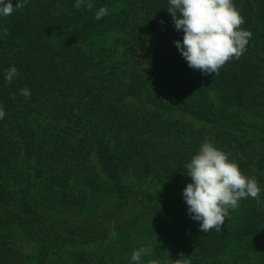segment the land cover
Segmentation results:
<instances>
[{
    "label": "trees",
    "instance_id": "1",
    "mask_svg": "<svg viewBox=\"0 0 264 264\" xmlns=\"http://www.w3.org/2000/svg\"><path fill=\"white\" fill-rule=\"evenodd\" d=\"M92 2L0 16V264H264V0H233L252 36L218 75L181 56L169 0ZM206 137L262 189L208 233L183 199Z\"/></svg>",
    "mask_w": 264,
    "mask_h": 264
},
{
    "label": "clouds",
    "instance_id": "2",
    "mask_svg": "<svg viewBox=\"0 0 264 264\" xmlns=\"http://www.w3.org/2000/svg\"><path fill=\"white\" fill-rule=\"evenodd\" d=\"M28 0H0V16H11L14 11L23 8ZM167 12L172 18L174 28L183 32L182 41L173 43L181 56L193 70H199L202 75L219 74L228 61L239 59L246 51V45L252 36L248 30L241 29L245 22L240 10L233 0H169ZM93 9L92 0H75L74 7ZM177 13L180 15L177 16ZM108 14V8L99 7L94 18L100 20ZM163 24V21H160ZM6 37L8 29L4 28ZM19 75L15 66L5 72L4 79L8 84ZM20 95L30 97L31 91L25 87L20 89ZM6 113L0 105V119ZM230 153L215 146L211 138L206 137L190 162L185 164L186 175L191 178L183 189V199L187 205V213L191 219L199 221V229L205 233L215 229L220 231L229 216V210L239 207V202L251 197L261 203L260 193L255 177L245 176L238 163L229 159ZM114 237L116 232L113 230ZM151 246H142L132 252L131 261L140 264L141 258L150 256ZM180 258H167L166 264H191L190 258L179 253ZM148 264H160L156 259Z\"/></svg>",
    "mask_w": 264,
    "mask_h": 264
},
{
    "label": "rangeland",
    "instance_id": "3",
    "mask_svg": "<svg viewBox=\"0 0 264 264\" xmlns=\"http://www.w3.org/2000/svg\"><path fill=\"white\" fill-rule=\"evenodd\" d=\"M26 251L29 252V254H33L34 251V245L32 244H26Z\"/></svg>",
    "mask_w": 264,
    "mask_h": 264
}]
</instances>
